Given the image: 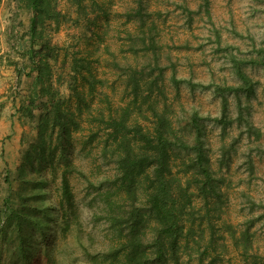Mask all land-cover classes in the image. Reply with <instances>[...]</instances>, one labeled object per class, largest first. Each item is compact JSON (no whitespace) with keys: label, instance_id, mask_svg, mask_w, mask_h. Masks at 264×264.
<instances>
[{"label":"rangeland","instance_id":"374dc122","mask_svg":"<svg viewBox=\"0 0 264 264\" xmlns=\"http://www.w3.org/2000/svg\"><path fill=\"white\" fill-rule=\"evenodd\" d=\"M207 1L205 5L204 0H85L84 15L79 16L69 0H57L60 22L50 36L58 46V56L50 61L51 82L58 97L74 110L75 99L68 88L70 63L73 56L82 55L100 79L94 93L87 94V83L78 76V88L86 95L92 113L106 111V98L114 109L129 103L132 72L141 77L143 93L147 85L152 90L147 99L137 97L142 113H138V106L133 108L132 116L141 124L150 125L149 103L153 99L159 108L165 105L173 125L193 140L190 117L196 113L211 168L226 178L221 217L215 219V233L224 236L226 246L214 264H264V64H244L253 80L251 91L223 93L229 117H236L239 98L243 114L260 130L258 138L240 134L226 167H219L218 147L221 141L234 138L241 127L211 118L220 115V95L214 84L239 83L230 53L252 58L264 46V0ZM29 17L27 10L17 9L11 0H0V250L4 258L19 249L20 234L4 209L8 201L47 222V261L41 233L32 222L22 224V232H27L22 245H29L31 237V264H87L82 247L89 251L104 248L110 233L105 221L93 216L101 212L100 203L91 200L93 190H87L74 174L70 183L75 215L66 210V217L62 216L56 205L61 167L76 164L95 181L113 170L107 158L99 155V138L89 139L88 126L95 129V123L86 122L87 109L76 117L81 128L55 149L53 166L46 164V150L37 144L36 119L25 115L28 108L36 113L37 105H42L40 111L46 104V109L51 106L46 94L29 104L35 76L26 54ZM97 132V137H102V130ZM52 139L51 146L56 142L54 134ZM246 156L252 160L251 171ZM25 201L33 207L21 208ZM195 201L199 203L198 198ZM35 207L45 208L51 219ZM231 231L236 236L245 231L250 245L246 253L233 244ZM32 249L39 254L33 256ZM190 252V256L188 249L183 252L181 264L196 263V253ZM211 255V251L206 252L204 261ZM15 264H22V260Z\"/></svg>","mask_w":264,"mask_h":264},{"label":"trees","instance_id":"16d2710c","mask_svg":"<svg viewBox=\"0 0 264 264\" xmlns=\"http://www.w3.org/2000/svg\"><path fill=\"white\" fill-rule=\"evenodd\" d=\"M11 1L17 9L23 8L30 13L26 54L35 76L29 104L32 105L35 97L44 94L51 103L48 109L46 104L43 111L38 110L42 105H37L36 113L30 108L25 112L29 118L36 119L37 144L46 150V164L53 166L52 155L55 149L68 142L72 131L81 128L76 117L81 116L82 110L87 109L86 122L95 123V129L88 126L89 139L99 138V155L101 158H107L113 170L111 175L106 174L95 181L76 164L66 163L61 167L59 199L56 205L61 208L62 216L66 217V210L75 215L70 183V175L74 174L83 180L87 190H93L91 200L95 199L101 205L100 214L93 216L104 220L110 233L104 248L89 251L85 246L82 247L87 264H181V256L187 249L188 256L191 255L190 251L196 253L195 264H214L219 259V252L226 246L224 236L215 233V219L220 218L222 213L226 178L211 168L201 136L202 125L198 120L199 116L192 113L190 117L193 140H189L173 125L165 105L159 108L152 99L149 103L150 125L141 124L132 116L133 108L138 96L147 99L152 90L150 85H147V91H141V77L136 76L135 72L129 75L133 92L129 103L114 109L105 97L108 103L106 111L97 109L96 113H92L86 95L78 88V76L87 83V94L94 93L100 79L92 72L87 58L82 55L73 56L70 63L72 72L68 88L75 99V109H70L66 100L58 97V91L53 88L51 82L50 61L56 60L58 56V46L52 43L50 36V31L57 30L60 22L57 0ZM69 1L77 15H84L85 0ZM207 2L204 0L205 5ZM141 22L145 24L143 18ZM257 52L256 57L252 58L230 53L233 71L239 83L214 84V91L220 95V115L211 118L223 125L236 122V126L241 127L234 138L227 142L221 141L218 147L219 167L227 166L231 154L236 152V144L242 132L253 138L260 135V130L243 114L239 98L236 117H229L227 99L223 94L224 91L238 94L240 91L252 90L253 80L243 67L247 62L264 64V46H260ZM136 106L140 113V105ZM141 116L149 118L143 114ZM97 130H102V137H97ZM53 134L56 142L51 146L54 141ZM89 139L86 141L89 142ZM60 142L62 143L58 145ZM246 163L251 171L252 160L249 156H246ZM37 192L38 195L41 194L40 189ZM196 198L199 203L195 201ZM4 203L6 215L15 222L20 234V242L18 251L10 257L2 258L0 250V264H15L18 259L22 260V264L32 263L29 248L31 237L27 240L29 245H22L27 234L22 232L24 221L32 222L41 233L44 258L47 261L49 257L44 240L47 238L44 230L46 220L33 214L29 215L25 209H16L9 205L8 201ZM21 204V208L33 207L26 201ZM261 206L264 207V203ZM37 209L46 219H51L45 208ZM64 221L66 225L69 224L65 218ZM244 232L236 236L231 231L229 236L233 244L241 246L242 252L246 253L250 245ZM220 239L223 241H219ZM208 250L213 255L204 261L206 252H210ZM39 252L32 249L33 256H37Z\"/></svg>","mask_w":264,"mask_h":264}]
</instances>
